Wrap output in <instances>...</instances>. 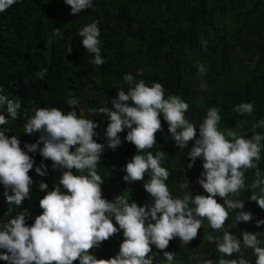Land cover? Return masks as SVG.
I'll list each match as a JSON object with an SVG mask.
<instances>
[{
	"label": "clouds",
	"instance_id": "9594fccd",
	"mask_svg": "<svg viewBox=\"0 0 264 264\" xmlns=\"http://www.w3.org/2000/svg\"><path fill=\"white\" fill-rule=\"evenodd\" d=\"M19 0H0V13L17 4ZM72 14L90 9L94 0H65ZM99 20H92L78 29L81 43L88 53L93 54L91 63L102 65L101 29ZM64 35L60 27L53 29L45 41L51 44L54 38ZM200 75L207 72L203 63L197 64ZM47 67L36 72L43 80ZM128 85L117 89V95L110 106L89 107L88 115L78 114V97L69 96L70 110L52 107H34L24 110L23 132L40 133L33 142L23 147L17 135H9L7 128L0 127V185L4 188L6 202L19 206L26 198L31 199L33 177L29 171L35 164L34 155L43 158L35 166V172L48 175L45 160L52 161V168L61 169L52 188L44 180L38 184L45 194L39 199L42 212L28 224L27 210L0 219V259L8 264H154L163 250L166 264H173L175 253L168 250L170 240L178 237L188 244L197 236L204 220L220 233L217 249L224 254L218 259L201 258L200 264H253L246 258L245 250L251 249L255 264H264V231L241 230L239 236L230 232L238 221L252 220L253 213L244 210L245 190L250 191L249 200L264 209V169L259 167L264 151V118L255 120L251 136L231 129L221 130V108L210 106L198 127L186 112L189 103L177 94L165 95L163 85L158 81L151 84L137 80L133 73L123 76ZM21 108L19 99H11L0 86V125L10 123L4 114L18 116ZM239 114H252L254 103L241 101L234 105ZM93 114H102L108 121L103 131L105 142L95 137L101 121ZM161 117L167 122L168 132L179 149L188 148L187 167L191 168L197 158L202 159L203 171L197 177L198 183L207 194L193 195L189 183L180 184L183 195L174 196L166 181L169 169L162 165L166 153L150 149L157 144L155 133L162 129ZM127 129L123 140L131 142L136 152L123 166V180L144 181V189L151 201L138 204L130 201L128 195L108 199L102 195L104 178L98 172L105 146L115 149L123 141L120 133ZM42 142V144H41ZM75 169V171H73ZM255 170V179L246 184L245 173ZM183 171V168H181ZM149 179L145 181V174ZM243 193V195H241ZM230 194L234 198H229ZM217 196L223 198L218 202ZM232 214L234 219L228 221ZM259 228L264 218L255 220ZM122 230L123 239L119 251L109 258H97L89 249L99 247L101 242ZM209 236V241H212ZM237 253V258H229Z\"/></svg>",
	"mask_w": 264,
	"mask_h": 264
},
{
	"label": "trees",
	"instance_id": "16d2710c",
	"mask_svg": "<svg viewBox=\"0 0 264 264\" xmlns=\"http://www.w3.org/2000/svg\"><path fill=\"white\" fill-rule=\"evenodd\" d=\"M94 19L100 22L101 54L105 57L102 65L90 62L93 54L86 51L77 33ZM55 27H60L64 35L46 44ZM198 63L206 65V74L198 73ZM43 67L48 72L41 80L35 74ZM128 72L148 84L158 81L165 95L177 94L186 100L189 103L186 116L196 123L197 135L207 108L215 105L221 108V130L251 136L252 123L264 118V0H94L92 8L78 14L71 13L65 0H19L0 13V86L8 98L21 102L18 116L12 118L5 112L10 123L0 127L7 128L9 135H17L22 147L40 135L23 132L25 109L56 106L68 111L72 107L67 103L69 96L79 98L78 114L85 115L83 107H111L117 89L127 90L123 76ZM241 101L254 103L252 114L234 111V105ZM97 117L101 121L97 128L100 135L95 138L105 142L103 131L108 121L102 119V114ZM161 123L162 129L155 133L157 144L150 150L166 153L162 165L170 172L166 181L170 191L174 196H182L180 184L188 182L193 195L207 194L197 180L203 171L202 159L197 158L191 168L187 167V151L194 140L189 141L188 148L179 149L162 117ZM126 133L127 129L120 133L123 142L115 149L105 146L98 165L104 178L102 195L108 199L128 195L130 201L149 203L151 197L143 180H123V166L136 152L133 143L123 140ZM30 155L35 157L34 167L29 171L34 180L31 199H24L19 206L10 205L0 185V219L27 210L26 222L33 223L34 217L42 212L39 199L45 194L38 188L40 180L47 182L49 188L57 182L62 170H54L48 159L44 161L48 175L41 177L34 169L43 158L38 152ZM259 167L264 169V151ZM254 173V169L245 173L246 184L255 179ZM250 194L248 190L244 195L241 193L244 210L253 213L252 220L238 221L236 228H229L237 236L241 230L264 231V225L258 228L255 224L256 219L264 218V209L248 199ZM229 198L234 197L230 194ZM217 200L222 202L223 198L217 196ZM233 219L230 214L226 224ZM209 236L213 238L211 242ZM219 237L220 233L205 219L188 244L178 237L170 240L167 248L175 253L173 264H200L201 258L218 259L224 255L217 249ZM122 239L121 230L89 251L97 258H109L119 251ZM153 251L159 252L154 264H166L163 250L153 246ZM244 254L255 264L251 249ZM237 257L233 253L229 258ZM0 264L8 262L0 259Z\"/></svg>",
	"mask_w": 264,
	"mask_h": 264
},
{
	"label": "rangeland",
	"instance_id": "374dc122",
	"mask_svg": "<svg viewBox=\"0 0 264 264\" xmlns=\"http://www.w3.org/2000/svg\"><path fill=\"white\" fill-rule=\"evenodd\" d=\"M88 96H89V94H88ZM85 110H86V111H85ZM83 111H85V116H87V115L89 114L88 111H87V109L84 108V107H83ZM97 116H98L97 114H93V117H92V118L98 120V119H97V118H98Z\"/></svg>",
	"mask_w": 264,
	"mask_h": 264
}]
</instances>
